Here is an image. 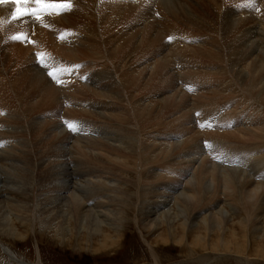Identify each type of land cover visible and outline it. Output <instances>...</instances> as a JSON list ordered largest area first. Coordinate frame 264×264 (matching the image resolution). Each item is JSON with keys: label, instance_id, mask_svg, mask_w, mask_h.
<instances>
[{"label": "bare ground", "instance_id": "6f19581e", "mask_svg": "<svg viewBox=\"0 0 264 264\" xmlns=\"http://www.w3.org/2000/svg\"><path fill=\"white\" fill-rule=\"evenodd\" d=\"M71 5L42 21L0 5V240H22L38 219L56 243L111 256L134 221L149 264L170 244L264 264V0ZM211 69L263 118L227 104L206 121L194 112L182 80ZM111 72L150 88L127 93L130 116ZM11 262L27 263L0 243V264Z\"/></svg>", "mask_w": 264, "mask_h": 264}, {"label": "rangeland", "instance_id": "374dc122", "mask_svg": "<svg viewBox=\"0 0 264 264\" xmlns=\"http://www.w3.org/2000/svg\"><path fill=\"white\" fill-rule=\"evenodd\" d=\"M99 27L96 24L95 31L98 34L100 33L103 26L101 27V29ZM201 60H206V58L201 59ZM203 63H205V62H203ZM210 72H207V73L205 71H202V72L198 71V72H193V73L191 72V73H189L190 74L189 76L184 77L182 80V82L184 83L185 89L188 90V94L186 96H188V97L190 96V99L193 96V100L195 101V103L193 102V104H195V105L192 106L193 108L196 107L194 109V112L204 114L205 121L208 120V117H210V119L213 118L214 115L217 114V112H219L221 107H223V105H225V104H227V106L229 107L228 111H231V109H233L234 107L235 108L240 107L241 110L245 109V112L247 113V115L253 114L257 110V106L260 105L259 104L260 102L259 103L256 102L255 101L256 99L253 96H250L248 93L241 90V88H239L240 87L239 85L234 84L231 86L230 82L227 83L228 80H230L229 78L231 77L230 73H225V74L218 73V75H216V72H214V70H212V69ZM127 73H130V72H127ZM227 74L229 75V77L224 76ZM117 75H118V73L111 72V76H112L111 79H112V83L114 85L113 92H115V95L120 98V103H116V105L120 108L119 111H121L123 114H128V116H130L129 111H131V107L129 108V105L127 102L129 100L128 95L130 94L129 95L130 97L134 96V98L138 100V99H141L143 96H145V93L147 94L148 92H150V91H148V90H150V88H147V89L142 88L143 86H142V83H140L141 81L137 80L131 74H130L131 76L129 74H128V76L125 74V77H127V78H124V74H123V76H122V74H120L119 76H117ZM114 76H117V77H114ZM214 76H216V77H214ZM119 77H121V78H119ZM130 77H132L133 79L132 78L130 79ZM115 80H116V82H115ZM204 82H205V84H204ZM151 84L148 87L153 86V84L152 85ZM228 84L231 86V88L234 87L233 90L230 89V87H228ZM222 85H224V86H222ZM133 87H135V88H133ZM151 88H154V87H151ZM136 89H138V90L136 91ZM211 89H213V90H211ZM222 90H225L227 92V94L225 91L222 92ZM240 90L243 92V94H241ZM121 92H122V94H121ZM128 92H129V94H127ZM228 94H230V95H228ZM113 96H114V93H113ZM122 96H123V98H122ZM208 96H210V97H208ZM233 96H235V97H233ZM227 97L229 98V100ZM249 97H251V98H249ZM195 98H196V100H195ZM210 98H211V100H210ZM113 101H117V100L114 99ZM210 101H212V104L214 106L211 104ZM121 103H122V106L120 105ZM250 103H252V104H250ZM203 104H206V105H203ZM236 104H238V105H236ZM188 107H190V105ZM126 108H127V110H126ZM209 109H210V111H209ZM194 112L192 111V114H194ZM253 116L256 118H263L264 117L261 111H259L258 113L255 112L253 114ZM234 117L235 118H233L232 121L237 122L238 119L240 118V114L237 113ZM205 123H208V122H205ZM132 168H133L132 164L129 163V165L125 168V172L127 171L126 175L129 176L130 181L134 182L135 177H136L135 176L136 171L134 168L133 169ZM112 169H113V172L117 171V169H114V168H112ZM131 218L133 220V218H134L133 213L131 214ZM39 223H41V222L38 219H36V222L34 223L33 227H30L27 229L23 228V230H21V228H19V231L23 237L22 240H20V239L0 240V243H2L8 249H11L12 252L15 254L16 258L23 263L27 262L26 264H47V263L48 264H140V263L141 264H149L150 262H153L152 255H151L147 245L144 243V241H142L143 235L142 234H141L142 236L140 235L141 230H139V227L136 226L134 221L129 222V224L126 226L125 231H124V237L122 239L123 242L121 243L120 249L115 253V255H111V256L95 255V254H92L88 251H83L81 249L79 250L74 245L69 247V246H66L67 244L63 245V244L56 243L53 240V238H51L49 236V234L44 231L45 230L43 227L44 224L41 223L39 226L38 225ZM22 226L24 227V225H22ZM28 233L30 236H28ZM154 237H155V235L154 236L152 235L149 237V239H153ZM141 244H143V245L141 246ZM156 248H158V247H156ZM145 249H147V250L145 251ZM131 250H133V251H131ZM37 251H39L38 256H37V253H38ZM171 252H172V254H171ZM125 254L127 255V258H126ZM129 254H131V255H129ZM155 254H156V258L159 259V261L162 262V264H197V263L198 264L199 263L200 264H204V263L205 264H235V263L236 264H243L245 262L244 260L241 261V259H239L235 255H230V254L212 253V255H211V253H208V254H206L207 257L205 255L204 258L202 256V254L197 255V254L189 253L190 254L189 255V254H186L184 251H182L180 247L172 245V244H170L167 247L158 248L157 252ZM136 255H138V257ZM141 255H142V257H139ZM185 255H187V256H185ZM136 257L139 259H137ZM140 259H142V260H140ZM192 259H195V260H192ZM136 260H138V262ZM11 264H17V263L11 262Z\"/></svg>", "mask_w": 264, "mask_h": 264}, {"label": "snow or ice", "instance_id": "6c2138e0", "mask_svg": "<svg viewBox=\"0 0 264 264\" xmlns=\"http://www.w3.org/2000/svg\"><path fill=\"white\" fill-rule=\"evenodd\" d=\"M11 4L14 5L15 8L11 13V18L13 20H17L21 17H30L34 18L36 21H42L44 16L47 15H60L65 11L71 10V0H0V5ZM23 34L15 37L16 39H20ZM26 38V37H24ZM171 39V38H170ZM38 60H41V57H37ZM49 77L53 76L52 72H48ZM57 83L59 81L57 80ZM69 130H73V125H67Z\"/></svg>", "mask_w": 264, "mask_h": 264}]
</instances>
